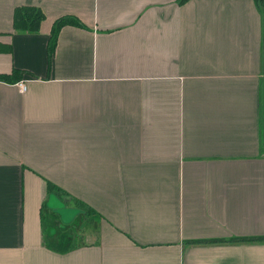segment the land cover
<instances>
[{
  "label": "crops",
  "instance_id": "obj_1",
  "mask_svg": "<svg viewBox=\"0 0 264 264\" xmlns=\"http://www.w3.org/2000/svg\"><path fill=\"white\" fill-rule=\"evenodd\" d=\"M17 6L37 31L12 29ZM64 16L83 26L59 29L47 69ZM13 69L0 264H264V0H0ZM46 181L82 204L63 225L80 228L52 214L64 252L44 245Z\"/></svg>",
  "mask_w": 264,
  "mask_h": 264
},
{
  "label": "trees",
  "instance_id": "obj_2",
  "mask_svg": "<svg viewBox=\"0 0 264 264\" xmlns=\"http://www.w3.org/2000/svg\"><path fill=\"white\" fill-rule=\"evenodd\" d=\"M42 19H43V13L40 11L39 8H36L34 6H17L13 9L12 12V21H11L12 29L15 31L35 32L37 31L39 23ZM64 25H71L76 27L83 26V24H81V22L77 18L71 16L60 17L54 21L50 29L47 40V52H46L47 69L50 66L51 56L55 46L57 33L59 29ZM3 49L5 51H8L10 47L4 46ZM22 73L24 72L13 69L9 74H0V81L13 83L20 79ZM45 183H46V191L48 195H52L58 201L63 200L64 199L63 196H67V198H69L68 194H66L59 187L55 186L49 181H46ZM78 205L81 206L82 204L79 202ZM53 213L55 212H53L51 209L48 210L47 212L48 215H52ZM47 220L52 221L54 223L56 222L57 219L54 220L49 219L47 216ZM54 225H56V223H54ZM47 229H50L53 232V229L51 228H47ZM47 229L44 236V245L47 248L54 250L56 252H64L70 249L74 245V241L72 238L69 239L66 235L61 233L57 235H55L56 233H52V232L48 233ZM59 230L61 229L59 228Z\"/></svg>",
  "mask_w": 264,
  "mask_h": 264
},
{
  "label": "rangeland",
  "instance_id": "obj_3",
  "mask_svg": "<svg viewBox=\"0 0 264 264\" xmlns=\"http://www.w3.org/2000/svg\"><path fill=\"white\" fill-rule=\"evenodd\" d=\"M63 198L67 199V196H63ZM59 203H61V202L59 201ZM62 205H63L62 209H71V206H67L66 207V206H64V204H62ZM58 207H60V205ZM76 207L80 208V205L75 204V207H74V210H76V213L75 214H79L80 210L76 209ZM81 213H82V211H81ZM47 216H48L47 210L43 206V210H42L43 229L46 230L47 228H51V229H53V233H56L55 235L60 234L61 233V230H59V228L56 225H54V223L52 221H48L47 220ZM51 218L52 219H55V217L53 215H51ZM68 224H70V222ZM71 225L74 226V227H76V228H80V226H81V218H80V215H79V217H77L76 220H74L71 223ZM72 226H69V227L68 226H64L63 228L64 229L67 228V230H69L70 228H73ZM67 232L70 233V231H67ZM61 234H63V233H61ZM77 240L80 241L81 239L78 238Z\"/></svg>",
  "mask_w": 264,
  "mask_h": 264
},
{
  "label": "water",
  "instance_id": "obj_4",
  "mask_svg": "<svg viewBox=\"0 0 264 264\" xmlns=\"http://www.w3.org/2000/svg\"><path fill=\"white\" fill-rule=\"evenodd\" d=\"M48 198L50 200H55L54 205H50L49 203L47 204V207L50 208L53 212L57 213L61 217V222L59 224L60 227H63L64 223L68 221V219H65V215L69 218L70 215L75 214L76 210L72 209H62L63 205L59 203L52 195H49ZM60 205V207H58ZM68 212V213H65Z\"/></svg>",
  "mask_w": 264,
  "mask_h": 264
},
{
  "label": "built area",
  "instance_id": "obj_5",
  "mask_svg": "<svg viewBox=\"0 0 264 264\" xmlns=\"http://www.w3.org/2000/svg\"><path fill=\"white\" fill-rule=\"evenodd\" d=\"M16 84V87H17V90L19 91V92H24L25 91V84L23 83V82H21V81H18V82H16L15 83Z\"/></svg>",
  "mask_w": 264,
  "mask_h": 264
}]
</instances>
